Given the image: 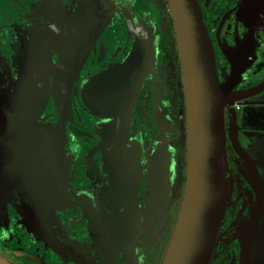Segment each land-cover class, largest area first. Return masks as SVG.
Here are the masks:
<instances>
[{"label": "flooded vegetation", "instance_id": "flooded-vegetation-1", "mask_svg": "<svg viewBox=\"0 0 264 264\" xmlns=\"http://www.w3.org/2000/svg\"><path fill=\"white\" fill-rule=\"evenodd\" d=\"M87 1L106 5L109 17L74 84L73 118L59 117L56 74L41 115L45 125L62 124L68 132L66 200L50 212L48 237L30 219L31 201L16 189L7 220L0 219V255L15 264H84L86 256L96 264H125L131 255L136 264H163L183 204L188 148L185 82L169 0H0V92L37 55L61 61L52 34L57 19ZM198 1L221 79L230 76L242 93L226 107L230 193L208 264H264V88L250 92L264 82V0ZM143 29L156 44L155 66L138 93L130 126L121 128L116 115L89 110L80 92L88 79L123 62ZM236 137L250 159L238 151ZM158 173L163 199L153 215ZM258 180L263 210L255 218ZM129 236L135 242L127 250Z\"/></svg>", "mask_w": 264, "mask_h": 264}, {"label": "water", "instance_id": "water-1", "mask_svg": "<svg viewBox=\"0 0 264 264\" xmlns=\"http://www.w3.org/2000/svg\"><path fill=\"white\" fill-rule=\"evenodd\" d=\"M169 7L183 67L188 148L183 204L163 264H208L230 193L226 107L241 98L242 93L234 88L230 76L223 73L224 80L221 79L213 39L199 1L169 0ZM108 17L106 5L90 1L77 12L58 17L52 34L61 61L52 63L45 52L37 55L26 61L20 79L0 92V219L4 222L18 189L24 201H31L27 210L32 223L49 237L47 220L50 212L66 200L65 174L72 161L64 125L48 126L41 121L51 100L50 77L56 74L59 117L73 118L74 84ZM155 46L149 30H140L134 50L123 62L83 84L80 95L84 105L97 114L116 115L121 128L130 126L138 93L155 66ZM262 88L264 82L250 92ZM234 142L245 160L250 159L237 137ZM159 174L154 177L157 186L149 208L153 215L159 212L163 199ZM260 183L258 180L259 207L255 218L263 210ZM126 239L129 250L135 236L132 243L130 236ZM133 256L125 264H136ZM80 260L96 264L89 256ZM0 264L15 263L0 255Z\"/></svg>", "mask_w": 264, "mask_h": 264}]
</instances>
